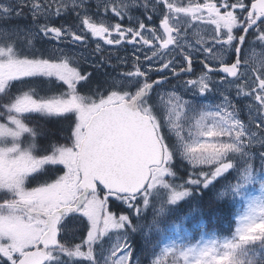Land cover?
<instances>
[{
  "label": "snow or ice",
  "instance_id": "obj_1",
  "mask_svg": "<svg viewBox=\"0 0 264 264\" xmlns=\"http://www.w3.org/2000/svg\"><path fill=\"white\" fill-rule=\"evenodd\" d=\"M89 3L0 0V21L31 16L27 28H0V95L8 96L13 82L23 84L38 78L65 86L63 91L44 95L29 87L0 105L4 109L0 116L6 115V122L0 123V140L12 138L11 147H0V190L10 195L0 202V264H66L62 259L65 256L101 264L94 245L111 229L120 231L102 264H129L132 252L126 233L134 228L132 218L127 213L117 216L109 211V197L123 202L139 216L149 203L150 190L164 184L166 174L176 176L171 167L176 153L194 170H201L193 171L183 183L171 182L173 202L189 194L186 185L207 186L228 173L235 167V154L243 153L240 157L247 178L254 160L248 149L264 146V54L241 58L250 30L255 29L254 42L264 45V0H251L250 4L246 0H143L141 5L137 0H96L95 13L90 12ZM137 6L144 9L146 20L130 14ZM69 10L75 12L78 21L74 28L49 23L50 17ZM109 13L117 22L104 19ZM125 17L129 26L123 24ZM154 17H159L158 24ZM41 18L44 23H40ZM194 23L207 26L210 36L205 38L199 31H192ZM37 38L84 47L92 38L97 41L94 52L101 54L103 46L130 45L134 51L131 57H117L118 65L130 64L129 70L119 73L121 79L105 81L90 89L89 94H81L80 86L90 83L92 74L82 72L75 55L58 46L47 55H22L17 50V41L26 40L32 48ZM230 53H234L232 60ZM200 57L202 71L195 74L194 60ZM101 58L107 62L106 57ZM164 71H169L185 89L203 95L216 87L221 96L215 106L198 107L175 91L167 93L166 99L161 94L167 108L166 124L177 138L171 146L149 103L153 88L169 79L160 76L151 80L150 73ZM184 74L194 78L180 79ZM233 91L237 97L251 99L246 105L247 123L239 118L230 95ZM30 113L68 119L71 131L64 137L66 142L50 145L44 154L21 148L22 136H36L24 120ZM182 117L193 121L187 136ZM260 166L264 167V152L260 153ZM205 167L209 170H202ZM47 171L62 174L36 187L27 186L31 177ZM98 185L106 190L103 198ZM76 214L87 219V235L80 243L68 246L58 237L64 231L65 220ZM256 227L264 229V224L248 230L255 231ZM121 249L124 252L118 256ZM177 249L163 248L161 257L152 264H164V258L176 256ZM193 252L194 248H179L185 264H213L198 258L208 256L207 251L201 250L198 257L189 255ZM223 260L216 257L214 264H223Z\"/></svg>",
  "mask_w": 264,
  "mask_h": 264
},
{
  "label": "rangeland",
  "instance_id": "obj_2",
  "mask_svg": "<svg viewBox=\"0 0 264 264\" xmlns=\"http://www.w3.org/2000/svg\"><path fill=\"white\" fill-rule=\"evenodd\" d=\"M66 2H70V0H66ZM90 2H92L94 4V6L92 5V7L88 4L87 7L90 9V12L95 13L96 11V0H90ZM125 2H129L130 0H125ZM137 4L141 5L143 4V0H137ZM132 9H137L140 10L141 15H132L135 17H140L141 19H145L143 17V14H145L144 9L140 6L137 7H133ZM29 18H31L30 14H28ZM146 16V15H145ZM23 17L20 18H13V20H16L13 22V25H0V28H7L10 29L13 26H20V27H24L27 28L31 25V19L27 20L25 19L24 21H21ZM104 19L106 21L115 23L117 21H113L111 18L108 17H104ZM184 22L187 23V18H183ZM44 19L41 18L40 23H44ZM78 21L76 20V15L75 12L69 10L67 13L61 14L60 16H53L49 18V23L50 24H55L56 26H60L62 23L65 24L66 27H75L76 23ZM20 23V24H18ZM154 23L158 24L159 23V17H155L154 19ZM124 26H126V23H123ZM192 31H199L200 34L202 36H204L205 38H208V36H210L211 34V30L207 28V26L205 25H200V24H193L192 27ZM191 35V34H190ZM36 40H41L43 41V46L45 47V50L42 53H46V55L48 54V51L53 47V46H58L61 48H64L66 51H68L69 49H74L76 51H78V56H76L77 58H79L81 61L84 62H91V64H97L98 62H100L99 60L97 62H94V56L92 54V52L90 50H86V51H81L82 46H71V47H66L65 44L66 43H62L57 45L56 41H47L45 39H41V38H37ZM90 40H92V42L96 43L97 41L93 40L92 38H90ZM3 41V38L0 37V42ZM26 41V40H24ZM104 49L107 48V52L112 53L113 56V60L112 62H110V67L109 68H105L102 71L100 70V73L102 72L103 77H105V79H107L108 81H112L113 79H121V77L119 76L120 72L123 71H127L130 68V64L128 66H120L117 64V57H122L125 55H128L129 57H131L132 52L134 51V49L130 46V45H125L123 47H119V48H111L109 46H103ZM17 50L19 52H21V49L19 47H17ZM253 53H255L256 57H260L262 54H264V50L257 52L256 47L251 44L250 46H248L247 50L245 51V56L251 57L253 55ZM148 54L150 55V52H148ZM143 54H141L142 57ZM202 57H200L201 59ZM80 64V62H79ZM117 65L116 67H113V65ZM144 67H147V64L144 65ZM202 71V70H201ZM155 73V72H154ZM153 73H150V75ZM159 75L164 76V75H169L171 76V73L169 71H164L162 73H160ZM157 77V76H156ZM189 78H194L193 76L191 77H187L184 76L180 79H189ZM214 78H218V77H214ZM177 79L175 77H172L170 79H168V82L165 83V85H162L160 87H158V89H156L154 91V94H156V102H157V106L159 105V113L161 116H164V118L167 120V108L165 106V102L163 100H161V94H165V99H166V94L172 91H175L177 93H179L185 100H188L190 102H192L193 104L199 106H203V105H212L215 106L216 104L220 103L221 101V96L219 94V92L216 90V87H214L211 91H209L206 94H200L197 91L191 89V88H187L185 89V87L183 85L177 86L176 84H178V81L176 83ZM28 85V83H25ZM173 85H175V87H173ZM56 88L49 86L46 87L43 90V94H47L49 91H55ZM39 92V91H37ZM186 92H193L195 93V98L194 99H188L185 98V93ZM230 95L232 96V100L233 103L237 106L238 112H239V118L244 121L245 123L248 122V117H249V110L246 107V105L248 103L251 102L250 98L247 97H237L235 95V92L233 91L232 93H230ZM162 107H161V105ZM214 110V109H213ZM242 114H244L246 116V118H244L242 116ZM189 117L192 116L191 113L188 114ZM242 116V117H241ZM181 124L183 125L185 132L184 135L187 136V128L189 126V124L193 123L192 119L189 118L188 120H185L183 117L181 118ZM1 142V140H0ZM255 146V145H253ZM253 146L248 149V151H252ZM253 155V152H251ZM243 153L241 154H235V167L231 170H229L228 173L223 174L222 177V181H220V184L218 186V190L219 191V196L227 198L228 200H233V201H237V203H239V212L237 214V216L235 217V226L238 222V217L246 210V206L253 201L256 198H264V167L260 166V162L256 163L255 160L252 161L253 163V169L251 171V173L247 176V178L244 175V168H245V163H244V159L241 158L240 156H242ZM254 156V155H253ZM228 174V175H226ZM225 175L227 177H225ZM169 176L168 174L165 175L164 179ZM193 186V185H191ZM189 190L191 191V187L189 185ZM157 189H159L158 187H155L153 189L150 190V193H157ZM0 193H5L6 199L10 198V195L8 193H6L3 190H0ZM101 198H103L102 194H99ZM166 195V194H165ZM172 194L167 193L166 196H164L166 203L167 204H172L173 201H171L170 197ZM160 199V200H159ZM116 200V199H114ZM114 200L112 202L108 203V209L111 203L114 204ZM159 200L158 204L155 205L154 201ZM118 201V200H116ZM121 202V201H118ZM154 202V206H152L151 203ZM123 203V202H122ZM166 203L165 201L162 199L161 196H158L155 200H152L149 197V203L144 206L141 210V214L139 216H136L134 214V211L132 209H129L127 207V205H124V211H128V214L131 216L132 218V223L134 225V228H132L131 230H129L126 233V238L128 240V243L131 245L132 248V244H133V240H135V238L137 240H140V242H143L142 244L145 245L146 247H148V249L150 250V255H153L151 261L155 260V255H162V251L163 248L165 247H177L179 248H187V247H192L195 245L198 246H203L204 244L208 243L209 241H212L214 239H218L219 237L215 236V235H204L202 236V238H200L195 244H185L184 241V237L185 235L183 234V230H181L179 227L175 228L176 233H172L169 236L170 237H165V240L163 241V243L160 245L159 247V240L161 241V237L159 236L160 233L156 231L155 226H154V222L156 220V218L154 217V215H158L157 213L160 212V210H163L164 207H166ZM115 205V204H114ZM138 205L142 206V201H138ZM152 206V208H151ZM159 207V211H158V207ZM150 207V208H149ZM113 213V212H112ZM149 213V215H148ZM114 215L119 216L120 214H116L113 213ZM173 224H170V228L173 227ZM87 228H88V222L87 219L80 216L79 214H76L75 216L72 217H68L65 222H64V231L61 233L62 234V239L64 242L67 243H72L71 245H75L77 243H80L82 239L86 238L87 235ZM158 230L160 231L162 229L161 226H157ZM235 230V227H234ZM234 230L232 231L231 234L234 233ZM120 230H116V229H111L109 230V232L103 237L102 241L96 245H94V248L96 249V257L98 260L101 261V264L103 262V259L105 256H107L109 254V250L111 249L112 245L116 242V236L117 233ZM154 232L156 234H154ZM136 233V234H134ZM148 239H150L149 241H147ZM149 244V246H148ZM101 246H102V251H101ZM160 249V251H159ZM86 250V248H85ZM124 252L123 249L120 250V252L117 253V255H122ZM62 259L66 262V264H89L88 261L83 260L82 258H74V259H69L68 257H62ZM175 259L177 261V264H185L183 257H181L179 255V252L176 253ZM173 260L174 257L169 254L166 258H164V264H173ZM130 264V263H129ZM152 264V263H151Z\"/></svg>",
  "mask_w": 264,
  "mask_h": 264
},
{
  "label": "trees",
  "instance_id": "obj_3",
  "mask_svg": "<svg viewBox=\"0 0 264 264\" xmlns=\"http://www.w3.org/2000/svg\"><path fill=\"white\" fill-rule=\"evenodd\" d=\"M25 19L29 20L31 18L26 15L21 19V21H24ZM14 21L16 20L9 19L6 21H0V25H13ZM33 45L34 47L29 48L26 41H17L16 43V46L21 49V53H24L25 55L41 54L45 50L43 41L41 40L33 41ZM78 67L82 70V72L92 74L91 82L82 83V86H80L82 94H89L90 89H96L98 86L103 85L105 81H108L105 77H103V74L99 72V67L94 68L87 64H81ZM26 83H28V86L25 82L18 86L13 83L8 96L0 95V105L8 103L10 96H14L19 91H25L29 87H35L41 95H44L43 90L49 86L56 88V92H60L62 89V85L58 84L56 81L53 80L51 84H49L45 78L29 80ZM132 90H135V87H133ZM0 112H4L2 107H0ZM74 119L75 117L71 116V120L74 121ZM24 120L25 123L34 130L36 136L35 138H33L30 134L22 136L21 148L25 149L27 144L34 142L37 145V154H44L45 150H48L52 144L65 143L66 141L64 137L71 131L69 120L64 117L30 113L25 114ZM0 121L2 123L6 122V115L0 116ZM167 141L169 145L172 144L170 139L167 138ZM11 146L12 138L10 137L2 139L0 142V147L6 148ZM56 167L62 169V166L58 165ZM171 167L176 173V176H167L164 179V184L155 186L159 189H157L158 194L155 193L151 196L153 200H155L158 196H161L162 199L165 200L164 196H166L167 193L172 194L174 184L171 182L183 183L189 179L193 171L198 172L201 170L189 168L187 164L178 157L177 153L173 156ZM202 170L208 171L207 168H203ZM59 173H61V171L56 172L55 174L50 171L36 174L30 178L27 186L36 187L45 180L55 179L56 175ZM216 186V182L213 184L209 183L207 186H203L202 184H197L195 186L190 185L192 190H189V194L187 196L173 202V204H169V214L164 216L162 219H157L156 222L158 226L162 227L160 231L156 228V231L160 233L159 236L161 239H164L172 233H176L175 228L177 227L183 230L182 232L185 235L184 239L186 243H194L203 235L211 234L217 235L218 237L230 235L235 227V216L239 211V207L236 202L219 196V193L215 190ZM186 187H189V185H186ZM4 199H6L5 193H0V202ZM114 204H110L109 211L117 214L128 213L126 210L124 211L121 203ZM172 223H174L173 227L170 228L169 225ZM154 234L156 233L154 232ZM149 240L150 239L147 241ZM142 243L143 242H140V240L135 238L133 247L134 256H138L141 264L147 261L152 263L151 259L153 255H150V250Z\"/></svg>",
  "mask_w": 264,
  "mask_h": 264
},
{
  "label": "clouds",
  "instance_id": "obj_4",
  "mask_svg": "<svg viewBox=\"0 0 264 264\" xmlns=\"http://www.w3.org/2000/svg\"><path fill=\"white\" fill-rule=\"evenodd\" d=\"M37 145L30 142L25 150L36 151ZM264 224V198H256L251 201L246 210L238 217L234 233L222 236L204 244L192 246L195 252L189 255L198 257L201 250L208 252L201 259L215 261L216 257H224L223 264H264V229L256 227L255 231H249L256 225ZM179 252V249H177ZM173 264H177L174 256Z\"/></svg>",
  "mask_w": 264,
  "mask_h": 264
},
{
  "label": "flooded vegetation",
  "instance_id": "obj_5",
  "mask_svg": "<svg viewBox=\"0 0 264 264\" xmlns=\"http://www.w3.org/2000/svg\"><path fill=\"white\" fill-rule=\"evenodd\" d=\"M246 2L250 4V3H251V0H246ZM237 32H238L237 34H239V31H237ZM255 35H256V33H255V29L251 30V32H250V34H249V36H248V38H247V42H246L245 45H244V51L241 53V58H242V59H243L244 56H245V50H246V49L248 48V46H250L251 44H253V45L256 47V50H257L258 52L264 50V45L260 44L259 42H254V36H255ZM65 46L68 47V46H71V44H70V43H66ZM94 48H95L94 45H92V44H88L87 47L82 46L81 51H86V50L88 49V50H90L91 52H93V49H94ZM67 52H69V50H68ZM73 52H74V51H73ZM75 53H76L75 56H78V52H75ZM71 55H74V54H71ZM232 59H234V54H233V53H230V54H229V60H232ZM199 63H200V62H199V59H198V58H197L196 60H194V68H197ZM263 152H264V151H263Z\"/></svg>",
  "mask_w": 264,
  "mask_h": 264
},
{
  "label": "water",
  "instance_id": "obj_6",
  "mask_svg": "<svg viewBox=\"0 0 264 264\" xmlns=\"http://www.w3.org/2000/svg\"><path fill=\"white\" fill-rule=\"evenodd\" d=\"M98 188H101L102 190L106 191L105 189H103L102 185H98Z\"/></svg>",
  "mask_w": 264,
  "mask_h": 264
}]
</instances>
